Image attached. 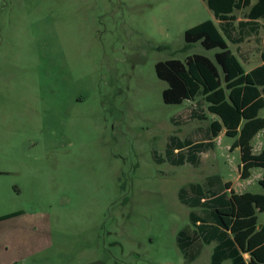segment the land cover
<instances>
[{"label":"rangeland","instance_id":"rangeland-1","mask_svg":"<svg viewBox=\"0 0 264 264\" xmlns=\"http://www.w3.org/2000/svg\"><path fill=\"white\" fill-rule=\"evenodd\" d=\"M208 19L218 25L206 0H0V216L22 211L0 221V264H184L181 187L221 174L264 192L263 169L241 179L224 132L198 166L166 153L214 117L202 96L165 103L156 63L214 59L200 42L185 48V31ZM261 24L229 41L248 70L262 62ZM212 247L190 264H210Z\"/></svg>","mask_w":264,"mask_h":264},{"label":"trees","instance_id":"trees-1","mask_svg":"<svg viewBox=\"0 0 264 264\" xmlns=\"http://www.w3.org/2000/svg\"><path fill=\"white\" fill-rule=\"evenodd\" d=\"M219 20H205L185 31V48L200 42L206 49H218L214 59L189 55L185 61L171 58L156 63L160 79L168 82L163 90L167 104L195 101L202 96L207 111L217 116L207 128L195 131L201 139L182 140L172 136L166 150L172 164L191 163L198 166L200 154L213 148V139L223 129L235 138L230 149L240 147V177L249 178L255 167L264 170V148L253 152L252 139L264 132V63L247 71L240 58L230 48L229 41L241 43L259 34L264 20V0H206ZM242 19L236 10H245ZM264 60V54H263ZM206 111V112H207ZM192 117L209 119L208 113L192 111ZM177 150V152H175ZM259 183L264 189V173ZM179 199L192 208L187 223L177 234V245L184 255V264L192 263L207 244L214 243L211 263L264 264V192H237L231 181L219 174L203 182H190L181 187ZM0 216V220L17 215ZM262 224V226H259Z\"/></svg>","mask_w":264,"mask_h":264},{"label":"crops","instance_id":"crops-1","mask_svg":"<svg viewBox=\"0 0 264 264\" xmlns=\"http://www.w3.org/2000/svg\"><path fill=\"white\" fill-rule=\"evenodd\" d=\"M239 18V17H238ZM240 19H242V18H240ZM218 22H219V20H218ZM260 22H261V20H260ZM254 36V35H253ZM253 36H250V37H248V38H251V37H253ZM247 38V39H248ZM244 42V41H243ZM242 43V42H241ZM237 55V54H236ZM238 56V55H237ZM263 52L261 53V59H262V62L261 63H259V64H257V65H255V66H253L252 68H250L249 70L248 69H246L247 71H251L252 69H254L255 67H257V66H259V65H261V64H263L264 63V60H263ZM241 60V59H240ZM242 62V61H241ZM243 63V62H242ZM244 65V64H243ZM186 101H190V100H186ZM211 114V113H210ZM209 115V114H208ZM213 115V117L214 118H217V116L216 115H214V114H212ZM260 115L261 116H264V109H262L261 110V112H260ZM209 117V116H208ZM214 118H212V119H214ZM222 132H224L225 133V129H223L222 131H221V133L217 136V137H215L214 139H213V141H214V143H215V145H216V143H217V139L220 137V135L222 134ZM259 133H263L264 134V132L263 131H260ZM259 133H257L255 136H254V138L252 139V146H253V152L254 153H260L262 150H263V148L259 151V152H255L254 151V145H253V140L259 135ZM235 141V140H234ZM214 145V146H215ZM231 147V146H230ZM235 149H238L239 150V152H240V147H236ZM234 149V150H235ZM231 150V149H230ZM231 151H233V150H231ZM202 154V153H201ZM200 154V155H201ZM240 159H241V152H240ZM200 160H201V156H200ZM191 164V163H190ZM200 164V163H199ZM242 164V163H241ZM241 164L239 165V176H240V169H241ZM193 165V164H192ZM255 168H259V167H255ZM254 169V168H253ZM253 169L251 170V175H250V177L252 176V173H253ZM262 169V168H261ZM263 173H264V170H263ZM263 173L261 174V177L259 178V180L262 178V176H263ZM222 178H223V181L224 182H226V181H230V180H226L225 179V177L224 176H222L221 174H219ZM249 177V178H250ZM249 178H246V179H243V180H248ZM242 179V178H241ZM232 182V181H231ZM232 187H233V182H232ZM245 192V191H244ZM241 193V192H240ZM13 212H17L18 214L17 215H15V216H13V217H16V216H19L20 214H21V212L22 211H12V212H10V213H13ZM6 214H9V213H6ZM5 215V214H4ZM13 217H10V218H13ZM10 218H7V219H10ZM7 219H3V220H0V221H6ZM261 220V219H260ZM261 221H263V220H261ZM259 226H262V224H260ZM213 246H214V243H211ZM211 244H207V245H211ZM206 246V245H205ZM205 246H204V248H205ZM203 248V249H204ZM212 250H213V247H212ZM228 261H230V260H228Z\"/></svg>","mask_w":264,"mask_h":264}]
</instances>
